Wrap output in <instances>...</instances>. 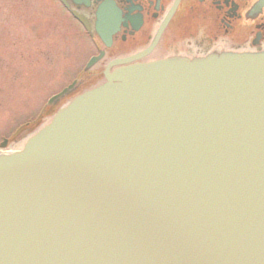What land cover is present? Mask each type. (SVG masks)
<instances>
[{"label":"water","instance_id":"1","mask_svg":"<svg viewBox=\"0 0 264 264\" xmlns=\"http://www.w3.org/2000/svg\"><path fill=\"white\" fill-rule=\"evenodd\" d=\"M127 62L0 153V264H264V50Z\"/></svg>","mask_w":264,"mask_h":264},{"label":"flooded vegetation","instance_id":"2","mask_svg":"<svg viewBox=\"0 0 264 264\" xmlns=\"http://www.w3.org/2000/svg\"><path fill=\"white\" fill-rule=\"evenodd\" d=\"M56 1L93 52L50 93L70 86L66 94L43 105L40 114L53 111L50 119L75 96L103 83L105 72L118 67L114 62L192 60L214 53L264 50V0H64L67 7ZM71 11L82 17L85 27ZM90 57L99 59L86 68Z\"/></svg>","mask_w":264,"mask_h":264},{"label":"rangeland","instance_id":"3","mask_svg":"<svg viewBox=\"0 0 264 264\" xmlns=\"http://www.w3.org/2000/svg\"><path fill=\"white\" fill-rule=\"evenodd\" d=\"M67 15L56 0H0V152L49 121L39 105L93 52Z\"/></svg>","mask_w":264,"mask_h":264},{"label":"bare ground","instance_id":"4","mask_svg":"<svg viewBox=\"0 0 264 264\" xmlns=\"http://www.w3.org/2000/svg\"><path fill=\"white\" fill-rule=\"evenodd\" d=\"M66 93H67V92H66ZM66 93H65V94H66ZM70 102H71V101H70ZM70 102H69V103H70ZM69 103H68V104H69ZM68 104H67V105H68ZM67 105H66V106H67Z\"/></svg>","mask_w":264,"mask_h":264}]
</instances>
